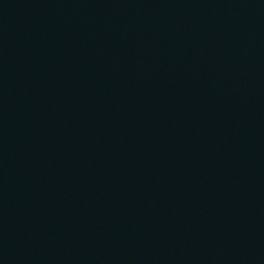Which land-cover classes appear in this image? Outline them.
I'll use <instances>...</instances> for the list:
<instances>
[{"label": "water", "instance_id": "water-1", "mask_svg": "<svg viewBox=\"0 0 264 264\" xmlns=\"http://www.w3.org/2000/svg\"><path fill=\"white\" fill-rule=\"evenodd\" d=\"M0 264H264V0H0Z\"/></svg>", "mask_w": 264, "mask_h": 264}]
</instances>
